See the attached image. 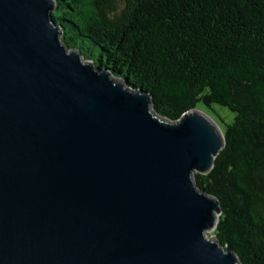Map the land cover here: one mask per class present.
Here are the masks:
<instances>
[{
	"label": "water",
	"instance_id": "water-1",
	"mask_svg": "<svg viewBox=\"0 0 264 264\" xmlns=\"http://www.w3.org/2000/svg\"><path fill=\"white\" fill-rule=\"evenodd\" d=\"M57 0H0V264H241L199 190L225 147L195 109L151 96L62 41Z\"/></svg>",
	"mask_w": 264,
	"mask_h": 264
},
{
	"label": "trees",
	"instance_id": "trees-1",
	"mask_svg": "<svg viewBox=\"0 0 264 264\" xmlns=\"http://www.w3.org/2000/svg\"><path fill=\"white\" fill-rule=\"evenodd\" d=\"M57 2L63 44L148 93L161 119L200 105L234 114L214 168L194 180L219 202L216 242L264 264V0Z\"/></svg>",
	"mask_w": 264,
	"mask_h": 264
},
{
	"label": "rangeland",
	"instance_id": "rangeland-1",
	"mask_svg": "<svg viewBox=\"0 0 264 264\" xmlns=\"http://www.w3.org/2000/svg\"><path fill=\"white\" fill-rule=\"evenodd\" d=\"M88 48L92 49L93 51H95V53L99 54V50L97 47H94L92 45L88 46ZM199 110L207 113L208 115H210L215 121H217L219 123V125L225 129L226 128V123H230L233 121L234 119V114L231 113L228 109L223 108L221 106L215 105L213 106V109H207L204 106L200 105L198 107ZM215 230H209L206 232V237L210 240L215 241V234H214Z\"/></svg>",
	"mask_w": 264,
	"mask_h": 264
}]
</instances>
